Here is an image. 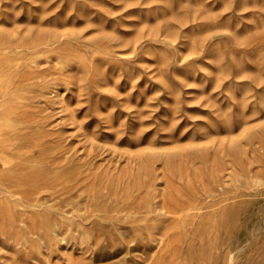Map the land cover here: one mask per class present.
<instances>
[{"label":"rangeland","instance_id":"rangeland-1","mask_svg":"<svg viewBox=\"0 0 264 264\" xmlns=\"http://www.w3.org/2000/svg\"><path fill=\"white\" fill-rule=\"evenodd\" d=\"M263 74L264 0H0V264H264Z\"/></svg>","mask_w":264,"mask_h":264},{"label":"bare ground","instance_id":"bare-ground-1","mask_svg":"<svg viewBox=\"0 0 264 264\" xmlns=\"http://www.w3.org/2000/svg\"><path fill=\"white\" fill-rule=\"evenodd\" d=\"M226 71V70H225ZM256 71V70H255ZM264 75V74H263ZM262 76V75H261ZM263 88V87H261ZM264 90V89H263ZM262 91V90H261ZM244 92V91H243ZM264 92V91H263ZM262 92V94H263ZM255 95V94H254ZM249 97V96H248ZM251 97V96H250ZM264 98V95H263ZM225 180V179H224ZM220 181V180H219ZM171 182V180H170ZM213 182V181H212ZM215 183V182H214ZM13 191V190H12ZM169 191V190H168ZM182 193V192H181ZM13 194V193H12ZM172 194V193H171ZM185 196V195H184ZM179 197V196H178ZM170 198V197H169ZM184 198V197H183ZM172 200V199H171ZM169 201V200H168ZM173 202L167 203L165 201V198L162 199V202L160 204H158L155 209L157 210V214H171L174 215L176 213H179L181 211H186L189 210L191 208L194 207L193 204H190L188 202L185 201H176V200H172ZM171 219H173L172 216H170ZM166 243V242H165ZM178 254V249L176 250V248H172V250H167V251H159L156 255V257H153V262L154 264H159L160 261H163L162 259L167 258L168 260H171V258L177 256ZM153 256V255H152Z\"/></svg>","mask_w":264,"mask_h":264}]
</instances>
